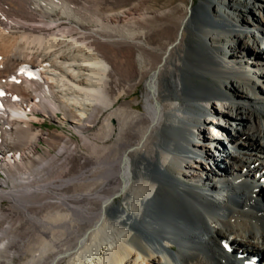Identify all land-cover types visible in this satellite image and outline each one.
<instances>
[{
  "label": "bare ground",
  "instance_id": "6f19581e",
  "mask_svg": "<svg viewBox=\"0 0 264 264\" xmlns=\"http://www.w3.org/2000/svg\"><path fill=\"white\" fill-rule=\"evenodd\" d=\"M190 1L0 0V264H264V0Z\"/></svg>",
  "mask_w": 264,
  "mask_h": 264
},
{
  "label": "rangeland",
  "instance_id": "374dc122",
  "mask_svg": "<svg viewBox=\"0 0 264 264\" xmlns=\"http://www.w3.org/2000/svg\"><path fill=\"white\" fill-rule=\"evenodd\" d=\"M172 1H178V0H158V2H157V6L159 7V6H162V5H164V4L171 3ZM187 1L189 2L190 0H187ZM196 1H199V0H196ZM190 2H191V1H190ZM257 9H258V8H257ZM262 15L264 16V11H261V10L258 9L257 12H256V14H255V17L258 18V16H259V18H260V17H262ZM141 89H142V88L139 87V88L133 93V95L130 96L129 98H131L132 100L135 101V100L137 99V97H138L139 95H141ZM44 128L47 129V130H52V131H54V130H57V129H64V128H66V127L59 125V124H58L57 122H55L54 120L47 119ZM66 130H68V128H66ZM260 188H262V187H260ZM261 193H262V192H261ZM85 223H87V222H85ZM87 225H88V223H87ZM89 228H90V227H89ZM74 235H75V234H72L71 236L73 237ZM62 264H67V262H64V263H62Z\"/></svg>",
  "mask_w": 264,
  "mask_h": 264
},
{
  "label": "snow or ice",
  "instance_id": "6c2138e0",
  "mask_svg": "<svg viewBox=\"0 0 264 264\" xmlns=\"http://www.w3.org/2000/svg\"><path fill=\"white\" fill-rule=\"evenodd\" d=\"M0 94H2V93H0Z\"/></svg>",
  "mask_w": 264,
  "mask_h": 264
}]
</instances>
